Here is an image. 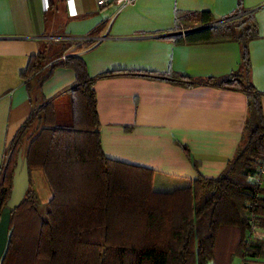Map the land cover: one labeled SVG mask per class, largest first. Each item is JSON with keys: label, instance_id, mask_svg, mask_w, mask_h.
Returning a JSON list of instances; mask_svg holds the SVG:
<instances>
[{"label": "trees", "instance_id": "obj_1", "mask_svg": "<svg viewBox=\"0 0 264 264\" xmlns=\"http://www.w3.org/2000/svg\"><path fill=\"white\" fill-rule=\"evenodd\" d=\"M255 14L239 0L236 12L220 21L210 13L185 15L179 23L192 21L207 28L171 38L176 45L237 42L242 49L240 72L204 81L143 74L190 87L241 90L248 97L244 134L225 171L215 179L199 177L172 193L154 191V171L106 157L96 80L82 58L65 55L71 47L65 33L51 36L54 39L30 58L21 74L34 110L8 147L0 220L20 152L29 166L31 186L11 215L0 264H232L236 257L242 264H264V240L252 235L253 226L264 230V184L256 189L251 183L264 165V94L250 80L249 45L259 37ZM58 68L72 69L76 80L48 101L42 88ZM182 149L198 169L190 150ZM36 170L44 173L52 194L46 218L34 190Z\"/></svg>", "mask_w": 264, "mask_h": 264}, {"label": "crops", "instance_id": "obj_2", "mask_svg": "<svg viewBox=\"0 0 264 264\" xmlns=\"http://www.w3.org/2000/svg\"><path fill=\"white\" fill-rule=\"evenodd\" d=\"M239 0H137L121 9L98 0H0V182L8 147L31 116L21 74L56 33H65L66 56L82 58L95 78L103 151L107 158L154 171L153 189L172 193L199 177L215 179L236 154L248 118V97L241 90L210 85L193 87L143 74L178 75L204 81L242 70L237 42L176 45L175 34L201 28L185 15L210 13L220 21L236 12ZM254 11L259 37L249 45L254 87L264 94V0H243ZM178 23L180 29H178ZM108 74H119L102 77ZM76 74L58 68L44 84L50 101L72 87ZM264 110V98L262 101ZM182 146H186L196 169ZM39 204L52 194L40 170L32 172ZM41 194V195H40ZM255 237L264 240V230Z\"/></svg>", "mask_w": 264, "mask_h": 264}, {"label": "water", "instance_id": "obj_3", "mask_svg": "<svg viewBox=\"0 0 264 264\" xmlns=\"http://www.w3.org/2000/svg\"><path fill=\"white\" fill-rule=\"evenodd\" d=\"M206 28L207 27L199 28L195 31ZM30 186L31 183L29 166L27 161L23 159L22 152H20L17 166L14 170L11 196L7 202V206L4 209L0 220V263L4 258L8 247V241L10 238L11 215L24 202L30 190Z\"/></svg>", "mask_w": 264, "mask_h": 264}, {"label": "built area", "instance_id": "obj_4", "mask_svg": "<svg viewBox=\"0 0 264 264\" xmlns=\"http://www.w3.org/2000/svg\"><path fill=\"white\" fill-rule=\"evenodd\" d=\"M136 1L137 0H98V5L99 6L117 5V6H119V8L124 9V8H127L129 6L134 5L136 3ZM43 4H44V9L46 11H48L49 7H50L49 0H43ZM251 183L256 189L263 187V184H264V165L259 169V172L257 174H255L251 177ZM253 206H254V204L250 205V207H253ZM257 229H259V228H257L256 226L252 227L253 238H256L255 234H256ZM256 239H258V238H256Z\"/></svg>", "mask_w": 264, "mask_h": 264}, {"label": "rangeland", "instance_id": "obj_5", "mask_svg": "<svg viewBox=\"0 0 264 264\" xmlns=\"http://www.w3.org/2000/svg\"><path fill=\"white\" fill-rule=\"evenodd\" d=\"M9 158H10V155L8 154V160H9ZM4 173L2 174V177L1 178H3ZM48 210H49L48 203H41V204H39V211H40L41 215L44 218H46V214H47ZM232 264H242V260L240 259V257H236V258L233 259Z\"/></svg>", "mask_w": 264, "mask_h": 264}]
</instances>
